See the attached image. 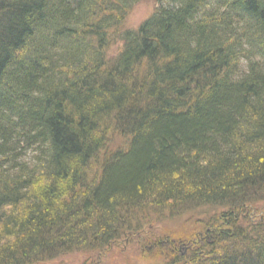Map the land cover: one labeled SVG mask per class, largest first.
Here are the masks:
<instances>
[{"label": "trees", "instance_id": "obj_1", "mask_svg": "<svg viewBox=\"0 0 264 264\" xmlns=\"http://www.w3.org/2000/svg\"><path fill=\"white\" fill-rule=\"evenodd\" d=\"M140 1L0 0V264L132 238L155 264H264V0H155L121 30Z\"/></svg>", "mask_w": 264, "mask_h": 264}, {"label": "rangeland", "instance_id": "obj_2", "mask_svg": "<svg viewBox=\"0 0 264 264\" xmlns=\"http://www.w3.org/2000/svg\"><path fill=\"white\" fill-rule=\"evenodd\" d=\"M136 4L137 5L129 12L125 22L121 25L123 30L137 29L138 25L152 15L157 5L155 0H142ZM110 38L111 40L106 48V60L112 62L122 42L120 41L121 38L117 35ZM118 142L119 140L114 144L118 145ZM262 206L264 205L262 204L261 207ZM215 208H200L195 211H186L185 213L174 216L167 214V216L160 221L153 219L146 233H154L159 237L160 235L164 236L169 234L174 238L190 235V233L194 232L193 230L204 233L207 226L201 228V225H207L211 217L222 213V211H218L220 210L219 208ZM142 237L144 236L141 235V238ZM206 238V241L210 243L212 237L205 236V239ZM188 251H190L189 247H181L179 250L180 256L189 255ZM149 255H151V253ZM87 260L94 264H155L161 262L159 261L160 258H154L153 261L148 258L146 259L141 244H139L137 239L134 240V238H132L130 241L120 244V246L108 248L102 254L93 253L89 255L83 251L71 252L39 264H85Z\"/></svg>", "mask_w": 264, "mask_h": 264}, {"label": "bare ground", "instance_id": "obj_3", "mask_svg": "<svg viewBox=\"0 0 264 264\" xmlns=\"http://www.w3.org/2000/svg\"><path fill=\"white\" fill-rule=\"evenodd\" d=\"M121 30H123V28H121ZM126 30H123V31H126ZM112 36H115V35L109 34V37H108L109 39L107 41L108 44H109V42L111 40L110 37H112ZM108 44H107V46H108ZM23 140H24V143H22V146H20V149L13 150V152L11 154V157L13 158V160L15 162H17L16 164L18 166L21 164V162H22V160L24 158L28 159V161H29V162H27L28 164L33 163V160H34V158H35V156L37 155V152H38V146H37L36 143H33L32 145H30V144L26 143L25 139H23ZM157 216L158 215H156V216L150 215V217L152 219H157ZM205 240H207V238Z\"/></svg>", "mask_w": 264, "mask_h": 264}]
</instances>
